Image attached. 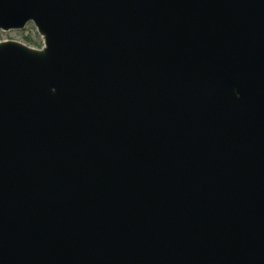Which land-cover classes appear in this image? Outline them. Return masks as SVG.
I'll use <instances>...</instances> for the list:
<instances>
[{
    "label": "water",
    "instance_id": "95a60500",
    "mask_svg": "<svg viewBox=\"0 0 264 264\" xmlns=\"http://www.w3.org/2000/svg\"><path fill=\"white\" fill-rule=\"evenodd\" d=\"M0 264H264V0H0Z\"/></svg>",
    "mask_w": 264,
    "mask_h": 264
},
{
    "label": "rangeland",
    "instance_id": "374dc122",
    "mask_svg": "<svg viewBox=\"0 0 264 264\" xmlns=\"http://www.w3.org/2000/svg\"><path fill=\"white\" fill-rule=\"evenodd\" d=\"M36 31L37 29L33 24H29V28L23 31H12L8 33L0 31V42L20 40L43 48V38L39 35V33L36 34Z\"/></svg>",
    "mask_w": 264,
    "mask_h": 264
},
{
    "label": "built area",
    "instance_id": "2783aa9c",
    "mask_svg": "<svg viewBox=\"0 0 264 264\" xmlns=\"http://www.w3.org/2000/svg\"><path fill=\"white\" fill-rule=\"evenodd\" d=\"M28 27L25 28V30L27 29ZM38 33V31H36V34Z\"/></svg>",
    "mask_w": 264,
    "mask_h": 264
}]
</instances>
